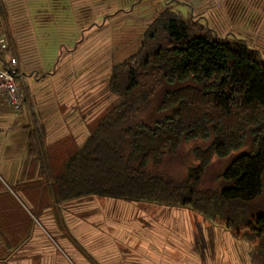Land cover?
Masks as SVG:
<instances>
[{"label": "trees", "instance_id": "trees-1", "mask_svg": "<svg viewBox=\"0 0 264 264\" xmlns=\"http://www.w3.org/2000/svg\"><path fill=\"white\" fill-rule=\"evenodd\" d=\"M170 4L153 13L138 48L113 63L108 90L115 101L88 126L62 173L51 170L44 128L28 129L20 178L10 193L0 190V264L31 237L32 220L22 214L28 208L13 199L27 190L45 192L49 202L31 198L43 205L98 197L189 207L252 242L249 263L264 264V209L253 206L264 195L263 53L243 37L217 39ZM6 52H13L11 46L0 49L3 63ZM196 139L206 146L193 150L198 163L184 177L162 168L183 143ZM248 140L250 150L233 156L217 185L205 187L212 157L225 159Z\"/></svg>", "mask_w": 264, "mask_h": 264}, {"label": "rangeland", "instance_id": "rangeland-1", "mask_svg": "<svg viewBox=\"0 0 264 264\" xmlns=\"http://www.w3.org/2000/svg\"><path fill=\"white\" fill-rule=\"evenodd\" d=\"M166 1L171 2L172 10L176 14L183 19L189 18L205 25L217 39L223 40L232 36L246 38L248 42H252L255 47L257 46L264 56V0H198L199 3L197 5L193 4L196 7H194L192 12L190 5L187 3L183 5L182 0H142L140 3L137 0H111V6L105 7L104 10V16L108 15L109 17L106 18L105 22L103 21V15L97 18L94 31H88L89 21L87 18H94V12L98 14L100 7H95L93 12L90 7L83 8L77 5V7H74L76 11L73 12L68 5L58 2L60 5L56 6V2L52 1L50 2L52 6L49 15L44 20L34 21L33 26L42 57L46 62L45 71L62 75L64 77L62 80L64 88L63 90L60 88L61 79H48V81L44 82L45 87L42 90V94L55 97L60 93L68 95L74 102L71 105L75 109L78 108L79 112L81 109L84 110L87 105L89 115L85 120L87 121L85 124L93 126L106 108H109L115 101V97L108 90V79L111 75L113 63L122 60L138 48L142 33L149 24L151 16L164 6ZM183 1L190 2V0ZM252 11L255 12V14L253 13L255 16L251 15ZM219 12H223V16H218L217 13ZM75 46L78 51L74 56L73 53L70 54L68 51ZM68 56H74L72 62L75 64L66 65ZM17 58L12 53H5L6 60H16L20 75L21 71L19 70ZM86 58H88L89 62L88 67L79 70L80 66H83L80 62H86ZM77 63L78 65L76 66ZM19 81L18 78L17 84L25 101L27 100L26 94L28 91L21 86ZM159 96L160 94L158 93L154 103L157 102ZM25 104L24 102L23 110L27 109ZM61 110H64V108ZM83 115L85 117V114ZM67 130H70L69 127H67ZM69 137L70 140L72 138L73 140H69L67 150L57 149V151H53L51 170L54 174L62 173L65 159L79 147L85 135L83 134L79 138H75L73 135H69ZM205 146L206 142L204 143L199 139L183 143L176 150L175 156L170 161L168 160L162 168L173 175L184 177L188 169L195 167L198 163L193 155V150L195 148H204ZM249 150L250 142L248 140L240 151H233L225 159L212 157L210 165L203 176V185L205 187L217 185L218 176L228 166L233 156L235 157ZM16 168L13 165L3 167L0 165V190L5 188L9 193L11 192L9 188L14 186L11 179L20 174L21 167L19 172L16 171ZM27 178H24L23 181L27 180ZM22 193L16 192L17 198L13 196V199L18 203V199L25 203ZM35 197L37 198V196ZM32 200L36 201L39 199ZM45 201L49 202V197H45ZM3 203L4 201L0 202V205L3 206ZM26 206L28 209L23 206L22 214L25 219L26 217L31 218L32 228L30 234H34L36 239L31 242L29 239L28 242L23 244L14 253V258L7 264H152L150 261H140L135 256L128 257L127 261L121 263H104L101 261L97 263L92 257L87 255L88 249L85 246L87 239L85 237L79 238L67 218L56 214L55 210L53 212L55 229H52L41 219V215L37 213V208L32 209L27 204ZM253 206L264 209V195L255 201ZM64 207H67L69 212L71 205L65 204ZM57 213H59V209ZM31 214L34 216H31ZM211 224L222 227L225 230L224 225L221 223ZM37 230L39 232L38 237L35 235ZM235 239L238 241L237 246L234 243L229 246L225 245V241H223L221 252L224 255V259H227L226 262H229L226 264H230L229 259H233L235 264L234 259L236 256H238L237 264H250L248 252L253 243ZM80 258L84 260H80Z\"/></svg>", "mask_w": 264, "mask_h": 264}, {"label": "crops", "instance_id": "crops-1", "mask_svg": "<svg viewBox=\"0 0 264 264\" xmlns=\"http://www.w3.org/2000/svg\"><path fill=\"white\" fill-rule=\"evenodd\" d=\"M52 1L68 5L73 12L76 11L74 7L77 5L83 8L90 7L93 12L95 7H100L98 14L94 12V18H87L88 31H94L95 20L101 15H103V21H106L105 7L111 6V0H0L2 4L0 38L5 40L6 49L11 46L13 49L11 53L18 57L21 71L20 77L18 76L19 83L28 91L27 100L23 101V103L26 102L27 109L23 110L22 105V111L21 109L15 110L8 103L6 96L0 93V165L2 167L13 165L17 167V172L24 164L28 129L44 128L45 144L51 156L57 149H68L69 142L73 140V138L70 140L69 135L79 138L84 134V142L89 132L88 125L85 124L89 115L87 105L86 109H81L79 112L78 108L75 109L71 105L74 102L68 95L60 93L55 97L42 94L45 87L44 82L48 79H61L59 85L61 90L64 88L62 75L54 72L43 75L46 72V62L42 57L33 26L34 21H41L49 15ZM181 2L183 5L189 4L191 12L196 7L193 4L199 3L198 0H190V2L182 0ZM253 13L255 14L252 11L251 15H254ZM217 15L223 16V12ZM10 36L11 40L8 39ZM77 51L75 46L68 53H73L75 56ZM74 56H68L66 65L75 64L72 62ZM80 63L83 66H80L79 70L87 68L88 58L86 62ZM31 72L34 74L32 75ZM62 108L64 110H61ZM20 112L24 113L20 114ZM17 176L11 179L13 184L20 178V174L18 178ZM21 195L30 208H38V214L50 228L55 229L53 222L55 210L56 214L67 218L79 238L87 239L85 245L88 249L87 255L97 263L100 261L121 263L127 261L128 257L135 256L140 261H150L152 264H202L207 262L226 264L229 262H226L227 259H224L221 252L223 241L228 246L233 243L237 246L238 242L232 238V234L227 229L224 230L222 227L211 224L189 207H169L98 197H86L59 205H43L42 201H31L30 198L46 197L45 192L27 190ZM65 204L71 205L69 212L68 208L64 207ZM58 209L59 213H57ZM35 235L39 236L38 230ZM35 239L32 234L30 242ZM80 260L84 259L80 258ZM229 261L230 264L233 263V259ZM234 262L237 264L238 256L235 257Z\"/></svg>", "mask_w": 264, "mask_h": 264}, {"label": "built area", "instance_id": "built-area-1", "mask_svg": "<svg viewBox=\"0 0 264 264\" xmlns=\"http://www.w3.org/2000/svg\"><path fill=\"white\" fill-rule=\"evenodd\" d=\"M7 48L6 42L0 38V49ZM17 62L15 59H9L3 63L0 61V93H3L8 103L15 109L19 110L23 105V95L17 85Z\"/></svg>", "mask_w": 264, "mask_h": 264}]
</instances>
